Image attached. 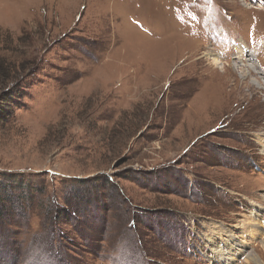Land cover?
Segmentation results:
<instances>
[{
  "label": "rangeland",
  "instance_id": "obj_1",
  "mask_svg": "<svg viewBox=\"0 0 264 264\" xmlns=\"http://www.w3.org/2000/svg\"><path fill=\"white\" fill-rule=\"evenodd\" d=\"M241 53L264 73V0H0V264H219L209 222L264 264Z\"/></svg>",
  "mask_w": 264,
  "mask_h": 264
},
{
  "label": "bare ground",
  "instance_id": "obj_2",
  "mask_svg": "<svg viewBox=\"0 0 264 264\" xmlns=\"http://www.w3.org/2000/svg\"><path fill=\"white\" fill-rule=\"evenodd\" d=\"M251 2L252 3H258V2H260V0H251ZM239 49H240L239 53L241 51L243 52L244 50L246 53H250L249 55H251L253 61H255V57L253 55H255L256 52H251L248 49H246L245 44H241L239 46ZM205 53H206L207 57H209V59H212V61L216 65L217 64L222 65L221 67L225 68V65L218 62V60H221V59L217 58V55H216L217 53L215 54V52L214 53L209 52L208 50H206ZM242 54L243 53H241V55L239 56V58H240L239 62H241L239 65H241V66L245 65L246 68H251L252 70L257 72V74L259 75V79H254L251 82H252V84H254V83L257 84L258 87H260V88H264V73L262 71H260L261 66H258L255 62L252 61L251 58L249 60L252 62H250V63L245 62L246 60H244V57H242L244 55H242ZM241 71H242V73H244V76L248 75L249 73L251 74V72L248 69L241 70ZM262 85H263V87H262ZM262 144L264 146V143H262ZM263 151H264V149H263ZM209 226H210V230H211V236H210L211 241H214V237L218 236V235L220 237H223V235H227L229 237V238H224V240H223V242H225L224 244L226 245V249L229 250L227 253L228 256H224L222 254L223 252L219 251L220 256L223 258V261L219 264H235V263L238 264L239 260H241V258H244L246 260V262H253L255 264H261L259 256L256 255L255 253L249 251V248H247L246 242L243 241V242H241V245L236 246V244L233 241V235H231L232 234L231 231L228 228H226L222 223L216 224L213 222H209ZM240 227L243 230L247 231V233L251 234V236H250L251 242L253 241V239L255 237H257L259 235L264 236V212H263L262 205L254 203V209L251 211V214L246 215V218L241 221ZM244 235L246 237V234H244ZM255 240H256V238H255ZM218 244L220 246L221 243L219 242ZM216 252H218V250H216ZM242 256H244V257H242Z\"/></svg>",
  "mask_w": 264,
  "mask_h": 264
},
{
  "label": "trees",
  "instance_id": "obj_3",
  "mask_svg": "<svg viewBox=\"0 0 264 264\" xmlns=\"http://www.w3.org/2000/svg\"><path fill=\"white\" fill-rule=\"evenodd\" d=\"M2 96L5 97L4 98L5 100H9L10 98H13L11 91H9L7 94L3 93ZM5 116H6V114L2 113V111L0 110V120H2ZM58 210H59V208H58ZM55 212H57V211H55Z\"/></svg>",
  "mask_w": 264,
  "mask_h": 264
}]
</instances>
